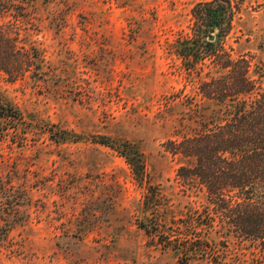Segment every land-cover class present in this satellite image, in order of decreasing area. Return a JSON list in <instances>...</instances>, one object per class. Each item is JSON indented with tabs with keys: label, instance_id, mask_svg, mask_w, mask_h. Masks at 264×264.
<instances>
[{
	"label": "rangeland",
	"instance_id": "rangeland-1",
	"mask_svg": "<svg viewBox=\"0 0 264 264\" xmlns=\"http://www.w3.org/2000/svg\"><path fill=\"white\" fill-rule=\"evenodd\" d=\"M202 1L209 0L33 3L22 28L43 51L45 81L0 75L1 96L33 126L27 136L0 135V264H179L138 227L148 216L146 183L93 138L133 142L148 183L172 210L200 209L203 198L183 192L166 142L185 134L180 125L196 114V79L175 46L193 34ZM233 3L239 12L226 44L235 56L264 60V0ZM58 129L83 139L55 143L48 132Z\"/></svg>",
	"mask_w": 264,
	"mask_h": 264
},
{
	"label": "trees",
	"instance_id": "trees-1",
	"mask_svg": "<svg viewBox=\"0 0 264 264\" xmlns=\"http://www.w3.org/2000/svg\"><path fill=\"white\" fill-rule=\"evenodd\" d=\"M35 1L42 0H0V16L12 20L0 24V75L12 82L39 83L48 73L43 51L22 28L32 21ZM238 12L233 0L196 4L193 34L175 46L182 68L196 79L199 100L188 118L192 123L180 125L186 133L168 140L166 148L179 159L176 177L183 192L203 198L200 209L174 212L148 183L146 158L133 142L93 138L125 160L138 184L146 183L148 216L138 227L179 264H264V60L235 56L226 44ZM22 129L27 136L33 126L0 94L1 138ZM58 130L48 132L55 143L83 139Z\"/></svg>",
	"mask_w": 264,
	"mask_h": 264
},
{
	"label": "water",
	"instance_id": "water-1",
	"mask_svg": "<svg viewBox=\"0 0 264 264\" xmlns=\"http://www.w3.org/2000/svg\"><path fill=\"white\" fill-rule=\"evenodd\" d=\"M210 33H211V36H210L209 40L213 41L214 40V36H213L214 35V30L211 29Z\"/></svg>",
	"mask_w": 264,
	"mask_h": 264
}]
</instances>
